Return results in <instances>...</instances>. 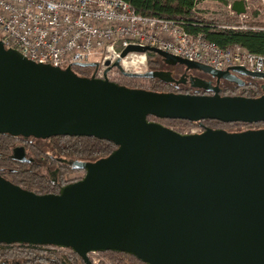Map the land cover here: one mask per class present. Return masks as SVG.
Wrapping results in <instances>:
<instances>
[{
  "label": "water",
  "instance_id": "obj_1",
  "mask_svg": "<svg viewBox=\"0 0 264 264\" xmlns=\"http://www.w3.org/2000/svg\"><path fill=\"white\" fill-rule=\"evenodd\" d=\"M233 11L246 13L244 1ZM161 57L246 86L264 74L220 72L151 47L122 53ZM109 65V63H108ZM97 67V64L81 65ZM124 76L176 82L170 73ZM212 96L155 93L82 77L72 67L40 65L0 41V135L48 140L88 137L118 149L96 162H76L83 179L58 195H39L0 176V244L68 249L85 264L114 252L144 264H264V129L183 134L149 117L192 123H264V95L223 97L219 85L191 78ZM16 159L25 158L22 148Z\"/></svg>",
  "mask_w": 264,
  "mask_h": 264
},
{
  "label": "built area",
  "instance_id": "obj_2",
  "mask_svg": "<svg viewBox=\"0 0 264 264\" xmlns=\"http://www.w3.org/2000/svg\"><path fill=\"white\" fill-rule=\"evenodd\" d=\"M0 41L40 65L65 70L97 64L93 76L101 80H113L117 61L122 68L130 58L147 61L146 54L136 53L122 59L130 46L159 49L220 72L242 67L264 74L263 55L242 48L224 50L176 22L144 17L123 0H0ZM96 254L89 255L91 263L105 264Z\"/></svg>",
  "mask_w": 264,
  "mask_h": 264
},
{
  "label": "trees",
  "instance_id": "obj_3",
  "mask_svg": "<svg viewBox=\"0 0 264 264\" xmlns=\"http://www.w3.org/2000/svg\"><path fill=\"white\" fill-rule=\"evenodd\" d=\"M127 2L136 13L149 18H159L176 22L182 25L192 35H202L207 41L215 43L224 50L242 48L253 54L264 56V31L253 30L255 26L264 27V23L245 21L238 24L237 29L227 28L233 24L232 20H217L202 17L197 11L200 0H123ZM217 1L228 5L230 0ZM239 1V0H235ZM241 1V0H240ZM246 6V5H245ZM155 54H147L148 65H158ZM72 71L82 77H93L94 67L80 65L72 66ZM117 79L112 82L131 89L147 90L155 93L181 94L172 84H166L156 79L131 78L124 76L115 68ZM242 91L241 94H238ZM264 95L261 85L243 87H224L221 91L223 97L258 98ZM149 121L164 125L172 124L192 125L188 121L162 120L149 117ZM210 128L224 130L223 128L244 126L249 130H262L264 123L225 124L218 121L207 120ZM165 126V125H164ZM167 127V126H166ZM169 128V127H168ZM226 131V130H224ZM228 132V131H227ZM20 138L10 135H0V176L14 185L33 191L39 195H58L61 190L78 180H70L68 176L83 171L72 168L75 162H96L112 155L118 147L109 141L88 137H55L46 141L51 145L52 154L47 153L36 144L22 142ZM25 143L27 153L32 159L31 163H21L13 158V151L19 143ZM67 161L66 164L63 162ZM53 168L54 171L45 175L41 170L42 163ZM56 248V247H54ZM115 258L117 264H125V259L137 264H144L135 257L127 254L105 252ZM64 256V257H62ZM70 264L83 263L77 253H68L52 250L49 246H33L26 244H0V264Z\"/></svg>",
  "mask_w": 264,
  "mask_h": 264
},
{
  "label": "rangeland",
  "instance_id": "obj_4",
  "mask_svg": "<svg viewBox=\"0 0 264 264\" xmlns=\"http://www.w3.org/2000/svg\"><path fill=\"white\" fill-rule=\"evenodd\" d=\"M240 1V0H239ZM245 2L246 5V13L242 16H238L236 12L233 11V4L235 0H230L228 5H223L217 1H208V0H200L198 6H197V11L202 17L205 18H211V19H217V20H232L233 24L231 27L227 28H232V27H237L238 24H242L245 21H257L259 23H264V1L263 0H241ZM239 28V27H237ZM253 28H261L263 29L264 27H258L255 26ZM252 28V29H253ZM134 60H138V63H134ZM126 72L128 73H146L148 70V60L144 62V59L141 58L140 56L138 58H130L127 60L126 64L124 65L123 68ZM113 79H117L116 73L113 76ZM242 91H239L238 94H241ZM165 126L183 133V134H198L202 133L203 129L197 125H185V124H172V123H164ZM224 130L230 132V133H240V132H245L249 131L247 127L244 126H237V127H228V128H223ZM34 144L38 145L40 148H42L44 151H46L49 154H52V149L51 145L46 142V141H32ZM45 175H49L54 171V169H48L46 165L41 170ZM82 173L80 172H75L72 173L68 176V179L70 180H78L81 178ZM55 250V249H52ZM58 252H63V253H68V251H60V250H55ZM70 251V250H69ZM64 257V256H62ZM96 260H101L105 264H117L116 259L111 257L108 254L104 253H98L94 255ZM125 264H137L129 261L128 259H125Z\"/></svg>",
  "mask_w": 264,
  "mask_h": 264
},
{
  "label": "flooded vegetation",
  "instance_id": "obj_5",
  "mask_svg": "<svg viewBox=\"0 0 264 264\" xmlns=\"http://www.w3.org/2000/svg\"><path fill=\"white\" fill-rule=\"evenodd\" d=\"M158 62H159V64L155 65V66L148 65L147 72H149V71L167 72V73L171 74L172 78L176 82H178L180 80L183 81V82H181L179 84L178 83H172V85L175 87V90L180 91L181 94L197 95V96H212V95H214L213 93L206 92L203 89L192 88L191 84H190V79L191 78H197V79H200V80H203V81H206V82H210V83H212L213 86L219 85L221 91H222V89L224 87H238V85H236L235 83H231V82H228L226 80L218 81L216 78H214L211 75L205 74L204 72H202L200 70H197V69H189L185 65H180V64L168 65V64H166L164 62V60L161 57H158ZM239 78L245 83L246 86H251L252 87V86H256V85H261L262 90L264 91V82H260L258 80L253 79V78H250V77H241V76H239ZM190 124L197 125V126L201 127L203 129V132L205 130H208V129H213V128H210L209 124L206 123L205 121L197 122V123H190ZM20 140L22 142H30V143L34 144L32 141H34L35 139H33V138H29V139L21 138ZM22 142H20L19 145L14 149L13 154H12L13 158L16 159V151L18 149L22 148L24 150L25 158L30 161V162H26V163H31L32 159L29 156V154L27 153V150L25 148V143H22ZM18 162H20V161H18ZM63 163L66 164L67 161H64ZM74 163H76V162L73 161L72 168H74ZM44 165H46L48 169H51L50 166H48L47 164H45L43 162L42 166L44 167ZM81 173H82V176H81V178L78 179V181L83 179L85 177V175H86L85 171H81ZM65 263L66 264H70L67 261H65ZM78 264H85V263L83 262V263H78Z\"/></svg>",
  "mask_w": 264,
  "mask_h": 264
}]
</instances>
